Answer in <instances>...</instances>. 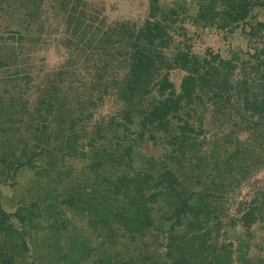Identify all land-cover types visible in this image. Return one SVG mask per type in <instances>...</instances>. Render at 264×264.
<instances>
[{"label":"trees","instance_id":"obj_1","mask_svg":"<svg viewBox=\"0 0 264 264\" xmlns=\"http://www.w3.org/2000/svg\"><path fill=\"white\" fill-rule=\"evenodd\" d=\"M106 1L0 0L18 16L0 36V198L5 182L22 187L14 209L0 200V264H264V243L248 250L264 189L221 220L264 168V0H147L140 22L107 21ZM45 6L64 28L49 78L28 53ZM212 27L238 30L245 49L195 52ZM225 111L248 137L211 133ZM148 141L158 156L136 167ZM224 227L243 234L233 260Z\"/></svg>","mask_w":264,"mask_h":264},{"label":"rangeland","instance_id":"obj_2","mask_svg":"<svg viewBox=\"0 0 264 264\" xmlns=\"http://www.w3.org/2000/svg\"><path fill=\"white\" fill-rule=\"evenodd\" d=\"M2 1L5 3V0ZM164 1H166V3L171 4L174 0H164ZM146 2L147 0H107L105 2V7L109 6L110 8V5H112V10L109 9L106 19L107 21L136 19L140 22L141 19L146 17ZM4 3L2 2L0 3L1 9L2 8L7 9L8 6L5 7ZM47 5H52V4H47ZM44 9L45 11H43V16L39 19L42 24V27L40 29H37V24L28 27L29 32L35 34L37 38V44H35V47L32 49V51L28 53L29 54L33 53L36 59H38L41 56L44 62L42 66L44 70L43 69H42L43 71L39 70L40 72L39 74L41 76L47 74L49 78L51 76L50 68H54L56 63L59 62V58L62 56L60 41L63 39L62 34L64 32V28L61 25V21L59 20V18L54 16L52 8L47 9V7L45 6ZM257 17L261 20H264V9L261 8L258 10ZM16 18H18V16L15 15L14 13L8 11H0V36H3L5 38V40H3L5 43H7V41L9 42L8 38H6V35H8L10 31L15 30L17 26ZM185 24H186V28L189 30L188 34L191 35V32L193 33L195 27L189 23H185ZM245 38L246 36L240 34L238 30H235L232 33H227L224 31L223 34V32L220 29H215L212 27L209 30L203 29L200 32V34L197 36L193 35V37L191 38V43H192V49L195 52L200 53L204 50L205 47H209L212 50H218L222 56H227L229 53V49L235 48L236 46L242 48V50L245 49L244 46ZM34 78L32 81H36L35 80L36 78L35 79ZM234 78L235 76L232 75L231 79L234 80ZM67 79L70 80L71 78L67 77ZM15 82L16 83L19 82V84L17 85L22 86L23 79L21 80L19 79L18 81ZM2 85L3 84L0 83V92H2V88H3ZM61 85L63 87H66V84L61 83ZM30 86H32V84H30L29 87ZM30 93L28 98H33L31 97ZM104 98H108V97H104ZM109 105H110V101L104 103L100 107H97L98 112L100 113L106 112L108 110ZM226 112L227 111H225L224 114L223 113L218 114L221 123L220 125L214 124L215 126L213 127V132L211 133L228 134L230 131H232V133H235V135H237L240 138L241 137L245 138L246 136L248 137L249 133H247L248 131H246L245 127L243 128L242 125L243 123L240 120L239 116L235 115L230 118L227 116ZM233 121L235 122V124L233 123ZM158 152H159L158 149L155 148L152 145V143H150L149 141L147 143L139 142L137 145H134L132 148L131 154L133 157V164L136 167H141L138 164L141 163V161L145 158L146 155L150 154L152 156H158ZM263 166L264 165H262L261 167ZM24 175L25 176H21L19 179L21 183L25 182V180L27 179V175L26 174ZM1 185L3 184H0V186ZM5 185L6 187L4 192L1 193L0 200L2 203L8 205V207L14 209L16 207V202L20 196L19 191L20 193L22 192V187L21 186L18 187L20 189L17 190L10 188V186L7 185V182H5ZM258 189H264V168L256 172H253L250 176H248L246 180H244L241 183V185L233 189L234 191L228 193L227 199L223 204L224 208H226L224 213L225 216L221 217V220L225 221L229 217L234 215L238 207L239 206L241 207L242 203H245L252 196H254L256 190ZM258 229L257 227H254L253 228L254 232H252L251 234V236H253L255 241L250 242V246L248 249L250 254L253 253L254 250H256V246L260 245L261 243H264V230L260 228ZM220 231H221V235L219 236L220 240H225V242L227 241L232 242L231 254L233 260L234 256H236L235 254H237L235 250L236 240L237 238L240 237V235H242L243 237V234H241L242 231L239 227H237V229L227 228L226 230L224 227V231L223 229ZM225 234L226 237H224ZM235 263L236 262H234V264Z\"/></svg>","mask_w":264,"mask_h":264}]
</instances>
